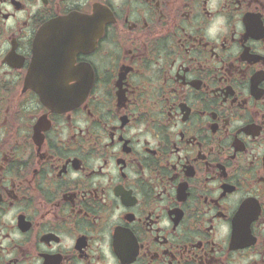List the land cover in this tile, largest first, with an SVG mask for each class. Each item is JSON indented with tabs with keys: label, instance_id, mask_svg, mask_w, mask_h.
<instances>
[{
	"label": "flooded vegetation",
	"instance_id": "obj_1",
	"mask_svg": "<svg viewBox=\"0 0 264 264\" xmlns=\"http://www.w3.org/2000/svg\"><path fill=\"white\" fill-rule=\"evenodd\" d=\"M0 264H264V0H0Z\"/></svg>",
	"mask_w": 264,
	"mask_h": 264
},
{
	"label": "water",
	"instance_id": "obj_2",
	"mask_svg": "<svg viewBox=\"0 0 264 264\" xmlns=\"http://www.w3.org/2000/svg\"><path fill=\"white\" fill-rule=\"evenodd\" d=\"M69 20H58V24L59 26H63L65 24H68ZM45 31L46 30H42L38 36V39L36 41V46H35V63H34V68L31 71L30 77H29V81H31V84L33 86V88H35L40 96L43 98L44 97V86L42 84L37 85L41 82L42 77L39 78V81H35L37 80V76L41 75L43 73V65H44V60H45V48H44V36H45ZM33 77H34V83H33Z\"/></svg>",
	"mask_w": 264,
	"mask_h": 264
}]
</instances>
